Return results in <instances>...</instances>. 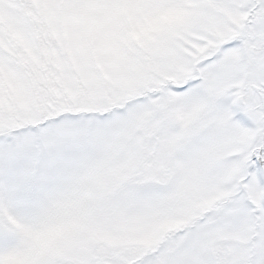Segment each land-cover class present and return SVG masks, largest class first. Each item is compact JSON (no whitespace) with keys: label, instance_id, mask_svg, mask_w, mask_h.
Masks as SVG:
<instances>
[{"label":"snow or ice","instance_id":"6c2138e0","mask_svg":"<svg viewBox=\"0 0 264 264\" xmlns=\"http://www.w3.org/2000/svg\"><path fill=\"white\" fill-rule=\"evenodd\" d=\"M0 264H264V0H0Z\"/></svg>","mask_w":264,"mask_h":264}]
</instances>
